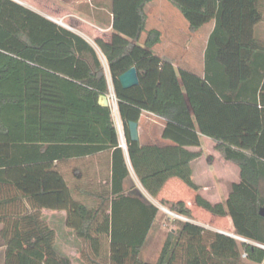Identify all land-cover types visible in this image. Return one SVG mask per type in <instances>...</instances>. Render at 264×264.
<instances>
[{
  "label": "trees",
  "instance_id": "1",
  "mask_svg": "<svg viewBox=\"0 0 264 264\" xmlns=\"http://www.w3.org/2000/svg\"><path fill=\"white\" fill-rule=\"evenodd\" d=\"M153 1L111 0L107 11L98 12L99 20L112 27L110 41L99 43L125 150L111 107L99 104L110 89L95 48L34 11L0 0L3 264H73L57 251L56 232L42 216L45 209L67 212V226L82 241L86 264H264V248L253 244L264 246V40L255 35L264 21L263 7L260 0H168L193 32L215 20L201 78L177 72L153 52L162 36L146 30V8ZM134 67L139 85L124 89L120 76ZM145 112L166 120L162 139L170 145L131 140L129 123L139 124ZM202 136L239 167L241 179L224 203L197 195L196 205L229 217L234 233L253 243L239 244L178 221L179 228L170 231L157 261L150 263L142 254L160 209L132 183L131 169L153 198L171 178L198 192L191 164L203 153L191 148H201ZM96 155L100 182L94 176L90 181L73 164ZM161 203L192 219L185 202Z\"/></svg>",
  "mask_w": 264,
  "mask_h": 264
},
{
  "label": "crops",
  "instance_id": "2",
  "mask_svg": "<svg viewBox=\"0 0 264 264\" xmlns=\"http://www.w3.org/2000/svg\"><path fill=\"white\" fill-rule=\"evenodd\" d=\"M11 1L29 10L34 11L35 13L41 15L42 17L48 20L53 19L54 21L59 23L60 27L62 28H65L69 31H75L76 26H74L70 22L73 21L72 18H79V16L68 11L69 10L68 6L70 4H73V0H50V1L42 0L45 7L53 5V8L56 12L55 17L45 14V7L43 4H39V3L38 5L36 3L33 4L30 2V0H11ZM86 1L87 3L88 2L91 3L90 11L92 12V14L90 15L87 14V15L90 16V19L93 21V23H95L97 29L104 32L112 33V27L105 25L104 22L102 20H99L98 18V12L107 11L106 7L111 5V0H94L95 6L92 5L93 0L91 1L86 0ZM156 1L157 0H154L153 2L148 4L146 8V12L148 16L146 30L147 31L158 30L162 34L161 41L156 46H154L153 52L157 56L161 57L164 61L170 62L175 67L177 72L181 70H186L196 74L201 78H204L206 74V50L210 35L215 28V24H216L215 20L205 24L200 29L193 32L190 29V25L188 21L184 18L182 14L180 15L181 12L177 8L176 9L180 13H178L177 11L167 12L166 5L162 1L159 4L152 6L150 9L149 6L155 3ZM260 4L263 7V14H264V0H260ZM80 9L81 11L83 10L82 12H84V9L82 7H80ZM95 14L97 16H95ZM91 23L92 22L90 21V24ZM255 35L259 40H264V21L256 27ZM184 38H189L193 40L196 39V41L198 39L199 51L192 50L191 44L189 43L186 44L184 42ZM145 39H146V33H144L143 35L142 42H144ZM191 53H193V56ZM99 57L104 67L108 85L110 87L112 84V77L110 74L108 62L107 60L106 62H104L100 55ZM165 123L166 120L161 117L146 112L143 113L141 117V121L138 124L140 142L142 144H158L160 146L170 145L171 142L162 139V130L165 128ZM199 149L202 151L203 154L200 158L192 162L191 168H192L193 181L197 186L200 187V190L198 192H195L192 189H190L188 186H186L180 179L171 178L165 184L164 188L157 197H159L160 202L163 200H166L171 203H176L180 201L185 202L187 207L192 211V219H189V221L193 222L194 224L206 230H210V231L218 230L227 233H234L232 221L229 217H219L210 214L209 212L203 210L202 208L196 205L195 198L197 195H200L209 202H211L212 204L224 203L231 193L233 184L240 182L241 179L240 169L237 165L226 161L221 156V154L216 150V143L212 139L206 136L201 137V148L198 149L191 148L192 151H197ZM98 156L99 155L90 157V166L93 165L94 167L93 176L96 177L95 178L96 181L100 182V179H98L97 176L98 171L100 169ZM109 158H111V154ZM67 171L70 172L69 170ZM90 172H92V169L90 170ZM131 179H132V183L143 194L145 199L160 209L159 205L161 204L157 202L155 203L154 201L148 198L149 196L153 200L155 199L144 190V188L142 187L140 181L138 180L132 169H131ZM130 185L131 183L128 182L126 184V189H129ZM164 209L167 208L166 207L163 208L164 214L170 216L172 220H174L175 222H177L176 220H179L169 215ZM161 211L162 210L160 209V212ZM42 216L43 219L49 225V227L54 231L57 230L58 226L64 225V230L66 231L69 239V240L67 239V241L65 242L66 246L68 247L74 246L75 248L81 247V249L83 248V243L77 237L75 231L67 226L68 214L66 211L64 210L55 211V210L45 209L42 211ZM156 222H158V218ZM171 231L175 232L176 228H172ZM58 239H59V235L58 232L56 231L57 251H58L57 248ZM0 250L3 255V251H4L3 242L0 245ZM70 250H74V248ZM61 254H63V256L65 257H68L73 262V264H74V259H79L78 257L76 258V254L73 253H71L72 256L69 253H64V252Z\"/></svg>",
  "mask_w": 264,
  "mask_h": 264
},
{
  "label": "rangeland",
  "instance_id": "3",
  "mask_svg": "<svg viewBox=\"0 0 264 264\" xmlns=\"http://www.w3.org/2000/svg\"><path fill=\"white\" fill-rule=\"evenodd\" d=\"M162 1L166 5V11L167 12L177 11L178 13H180L176 8H174L170 4V2L168 0H157L155 3H153L149 6L150 9L152 6L159 4ZM30 2L33 4L36 3L37 5H38V3L43 4L42 0H30ZM94 2L95 1L93 0L92 1L93 6H95ZM90 5H91V3H89V2L87 3L86 0H84V1L83 0H73V4H70L68 6L69 12L79 16V18H72L73 21L70 22L71 24L76 26L75 31H72V32L77 33L78 35H81L87 42H89L92 46H94V48L96 49L98 54L102 57V60L104 62H106V59H105L106 57L103 54V51H102V48L100 47L99 41L101 40L105 43H108L110 41L111 33L110 32H104V31L97 29L95 23H93V21L90 19V16L87 15V12H85L86 13L85 14L84 12H82L83 10L81 11L80 7H82L85 10H90ZM44 7H45V5H44ZM45 14L51 15L53 17L56 16L55 15L56 12L53 8V5L45 7ZM88 14H90V13H88ZM180 15H181V13H180ZM59 21H61V20H59ZM90 21L92 22L91 24H90ZM70 23H68V24H70ZM184 42L186 44L187 43L191 44L192 50L199 51V46H198L199 40L198 39L196 41V39L193 40V39H189V38H184ZM191 54L193 56V53H191ZM110 88L111 89L113 88V84H111ZM114 105L115 104L113 102V104H112L113 112L115 111ZM118 113H119V111H118ZM113 115H114V121L116 124V122L119 120V114L117 116L116 113L114 112ZM124 137H125V135H124ZM73 164H74V166L76 165V166L80 167V169L82 170L83 173H85V175H87V174L90 175V181H91V178L94 174V171H93L94 167H93V165L90 166V160L85 159L81 162H75ZM91 169H92V172H90ZM88 181H89V179L87 178L86 182H88ZM148 198L151 199L152 201H154L155 203L157 202V203L161 204V205H159V207L163 211V208H165V207L162 206V203L160 202L159 197L155 198L154 200L149 196H148ZM162 211L159 214L158 222L155 225L153 231L151 232L149 239H148V242H147V245L145 247V250L143 251V254H142V258L145 259L146 261L150 262V263H154L157 261L159 253H160V251L164 245V242H165L168 234L170 233L171 229L172 228L178 229L179 228L178 227V223H179L178 221H182V220H176L177 222H175L174 220H172V218H170V216L164 214V211L163 212ZM188 221H189V219H188ZM182 222H187V221H182ZM189 222H191V221H189ZM56 231L58 232V235H59V239H58V243H57V248H58L59 253L60 254L63 252L69 253L71 256H72L71 253L76 254V258L78 257L79 259H74V264H86L81 258L83 248L81 249V247L75 248L74 246L73 247L72 246L71 247L66 246L65 242L68 239V235H67L66 231L64 230V225L58 226ZM213 232L214 233H220V231H218V230L213 231ZM237 242L239 244L241 243L240 241H237ZM1 244H2V240L0 239V245ZM195 247H197V248H195V254H197V256H198L199 250H198L197 244L195 245ZM72 248H74V250H70ZM80 251H81V253H80ZM2 257H3V255H2L1 250H0V264H3ZM200 258H201L202 262H203V260H205L202 255H200Z\"/></svg>",
  "mask_w": 264,
  "mask_h": 264
},
{
  "label": "water",
  "instance_id": "4",
  "mask_svg": "<svg viewBox=\"0 0 264 264\" xmlns=\"http://www.w3.org/2000/svg\"><path fill=\"white\" fill-rule=\"evenodd\" d=\"M50 20H52L56 24L60 25L59 23H57L53 19H50ZM120 82H121V85L124 89H130L134 86L139 85V76H138L137 69L135 67L131 68L129 71H127L126 73L121 75L120 76ZM109 89H110V87H109ZM109 96L110 95H101L99 97V104L103 107H110L111 102H110ZM129 133H130L131 140L133 142H139L140 141L138 123H136V122H130L129 123ZM260 215L262 217H264V208H262L260 210Z\"/></svg>",
  "mask_w": 264,
  "mask_h": 264
},
{
  "label": "built area",
  "instance_id": "5",
  "mask_svg": "<svg viewBox=\"0 0 264 264\" xmlns=\"http://www.w3.org/2000/svg\"><path fill=\"white\" fill-rule=\"evenodd\" d=\"M109 99H110V102H111V109L113 108L112 104L114 102V106H115V113L116 115L118 116V103H117V98H116V95L114 93V88H110V93H109ZM113 111V109H112ZM113 112V113H114ZM116 128L118 130V133H119V136H120V139H121V145L124 149H126V140H125V137H124V127H123V124H122V121L119 117V120L116 122ZM168 214H170L171 216L179 219V220H182V221H188V218H186L185 216H182V215H179V214H176V213H173L167 209H164ZM221 234H224L226 236H229L237 241H240L241 243H253V242H250L249 240L243 238V237H240V236H237L235 233H227V232H223V231H220ZM254 245L256 246H259L261 248H264V246L262 245H259V244H256V243H253ZM243 257L246 258V254H243Z\"/></svg>",
  "mask_w": 264,
  "mask_h": 264
}]
</instances>
